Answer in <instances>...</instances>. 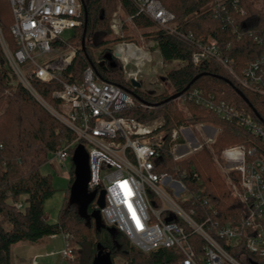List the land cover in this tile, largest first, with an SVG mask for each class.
Listing matches in <instances>:
<instances>
[{
	"label": "built area",
	"instance_id": "built-area-1",
	"mask_svg": "<svg viewBox=\"0 0 264 264\" xmlns=\"http://www.w3.org/2000/svg\"><path fill=\"white\" fill-rule=\"evenodd\" d=\"M128 2L134 15L149 18L156 28L185 41L192 48L193 64L214 61L240 87L264 96V25H247L243 21L261 52L237 72L232 60L221 55L214 38L203 41L192 32L179 30L174 13L160 0ZM238 2L209 0L208 4L215 18L223 15L224 22H233V13H246ZM8 3L12 14L9 30L17 48L9 50L0 31V53L4 62L16 79L73 133L71 140H63L53 152V159L64 163L77 145L85 148L89 169L87 189L96 194L104 191L100 213L107 225L123 233L142 252L159 247L176 249L178 264H244L240 259L244 254L240 253L237 258L219 239L227 245L242 241L246 251L264 257V121L212 93L204 94L200 88H192L174 98L182 106L187 120L171 128L168 134L162 127L161 118L140 121L125 115L124 111L136 104L150 105L115 84L98 81L92 65L83 68L78 82L60 79L78 46L76 40L60 35L64 30H74L82 24V0H8ZM131 17L127 15L126 20L131 21ZM108 26L118 38L112 48V58L120 62L124 79L140 86L138 76L153 60L156 47L145 48L124 39V23L115 13ZM27 62L32 67L23 71L21 65ZM159 62L163 63L161 59ZM129 65L134 69L127 70ZM31 79L61 82V88L51 92L57 100L55 107L37 94ZM188 102L207 108L221 120L236 118L240 126L258 138L252 144H234L223 148L219 154L213 153L214 163L224 175L230 195L240 205L233 220L220 222L214 217L217 209L203 192L200 176L196 171L180 166L179 162L188 155L208 147L218 132L216 128L213 136L211 126L194 122L187 109ZM165 143L171 158L167 164L161 160ZM232 172L236 173L235 178ZM192 182L195 183L193 187ZM160 185L171 189L175 197L181 193L186 195L176 201ZM14 206L20 209L23 204L18 201ZM203 208L206 209L204 213ZM60 235L65 245L57 253L62 258H72L74 251L66 242L69 234ZM198 243L200 253L195 250Z\"/></svg>",
	"mask_w": 264,
	"mask_h": 264
},
{
	"label": "trees",
	"instance_id": "trees-1",
	"mask_svg": "<svg viewBox=\"0 0 264 264\" xmlns=\"http://www.w3.org/2000/svg\"><path fill=\"white\" fill-rule=\"evenodd\" d=\"M160 1L174 13L179 30L192 32L203 41L214 38L221 55L232 60L237 72L249 59L260 54L261 48L251 40L249 27L243 24L264 25V0H238V6L244 8L246 13H233V22H224L223 15L215 18L209 0ZM82 3L83 21L73 30L72 38L78 42L76 54L62 71V81H80L83 68L92 65L98 81L115 84L150 105L142 107L136 104L124 111L125 115L140 121L161 118L167 134L171 128L187 120L186 113L180 109L176 100L169 97L176 92L183 94L192 88H200L204 94L212 93L251 117L264 121V96L240 87L214 61L203 60L197 65L193 64L192 48L185 41L156 28L149 18L134 15L128 0H82ZM117 5L132 16L131 21L135 27L147 29L143 32L146 43L156 47L158 56L167 65L164 76L170 85V92L165 88L155 94L137 92L139 86L124 79L120 62L113 57L114 65H111V61L103 57L105 53L112 52L109 45L118 39L109 37L113 34L108 26L111 12ZM11 22L8 0H0V31L8 49L14 51L17 44L9 30ZM93 49L99 50L93 54ZM195 76L197 78L192 81ZM31 85L47 104L56 106L57 100L51 96V92L61 88L60 81L31 79ZM130 85H133V92ZM187 109L194 122L217 126L218 132L208 147L188 155L179 162L180 166L198 173L203 192L217 209L214 217L220 222L233 220L240 205L230 195L224 175L214 163L213 153L219 154L223 148L234 144L249 145L258 141V138L240 126L236 118L221 120L207 108L191 102L187 103ZM73 137V133L65 129L16 79L0 53V264H12L10 250L17 242L35 243L43 237L63 233L69 234L66 242L74 251V256L67 259L68 264H105L103 255L106 254L111 264H114L113 259L118 254L126 264H178L179 254L176 249L159 247L142 252L123 233L107 225L94 203L96 196L82 214L78 205L70 201L68 188L57 220L50 222L46 219L43 205L53 188L50 175L42 173L39 167L63 140H71ZM74 149L69 157V186L74 173ZM161 160L166 164L171 160L166 143ZM231 175L236 177L235 172ZM194 184L192 182L191 186ZM18 201L23 204L20 209L14 206ZM196 207L201 209L198 205ZM205 211L203 208V213ZM219 242L237 258L243 253L244 257L240 259L244 264H264V257L246 251L242 241L237 245H227L223 239H219ZM195 250L201 252L200 243ZM98 252L101 253L98 255Z\"/></svg>",
	"mask_w": 264,
	"mask_h": 264
},
{
	"label": "rangeland",
	"instance_id": "rangeland-1",
	"mask_svg": "<svg viewBox=\"0 0 264 264\" xmlns=\"http://www.w3.org/2000/svg\"><path fill=\"white\" fill-rule=\"evenodd\" d=\"M114 13L118 16L119 20H121L124 23V26H123L124 27L123 28L124 39L130 40L134 42L135 44H137L138 46H143L145 48L155 47V46L149 45L145 41L143 32L147 29L137 28L132 24V21L126 20L127 14L121 10L119 5L115 7V9L111 12V15ZM73 33L74 31L72 29H66L61 33L60 37L74 41L72 39ZM127 36H129V38ZM109 37L117 38L114 35L113 36L110 35ZM115 42L116 41L111 43L109 46L113 48L115 45ZM98 50L99 49H93V54H96ZM153 54H154L153 60L141 70L140 75L138 76V81L140 82V86L137 87V92L155 94L162 88H165L170 92L171 90L170 85L168 84L164 76L165 71L167 69V65H165V63L159 62L160 58L157 55V52H154ZM31 67H32L31 64L28 62L21 65V68L23 71H27ZM132 69H134L132 65H129V67L127 68V70H132ZM122 74L124 75L123 72ZM130 87L132 88L130 90L133 92V85H130ZM178 106L180 107L181 110H183L182 106H180L179 104ZM208 126H211L214 129L212 131V134L214 136L217 130L216 129L217 126H214L212 124H208ZM197 134L199 136L198 132ZM53 158H54V155L52 153L49 154L47 161L42 163L39 167V170L42 173L49 174L51 177V185H52L53 191L44 201V205H43L44 214L47 217V220L50 222H54L57 220L59 209L64 201L65 195L67 194V189L69 188V181H70L69 169L71 166L70 158H68L64 163L62 161H56ZM67 169H68V172H67ZM160 187L165 191L167 190L170 195L174 196L173 191L171 189H167L166 187L162 185H160ZM185 195L186 193H181L179 197H175V196L174 197L176 201H180V198ZM94 203H95V200H94ZM46 241H48V239H46ZM53 243H54L55 249H58L65 245L61 238H58ZM58 250L54 254L55 257L53 256L52 263L53 264H68L67 259L62 258L57 253ZM113 262L114 264H126L125 260L119 254L114 257Z\"/></svg>",
	"mask_w": 264,
	"mask_h": 264
},
{
	"label": "water",
	"instance_id": "water-1",
	"mask_svg": "<svg viewBox=\"0 0 264 264\" xmlns=\"http://www.w3.org/2000/svg\"><path fill=\"white\" fill-rule=\"evenodd\" d=\"M86 22V17L85 21ZM81 45L83 46V39L81 40ZM103 57L107 60L111 61V65H114V61H112V54L110 52L105 53ZM197 76H195L193 80H195ZM135 86H138L137 82H133ZM179 93H173L169 98L174 99L178 96ZM72 160L74 162V173L73 180L69 186L70 193V201L76 203L79 207L80 212L83 214L91 202V200L95 199L96 206L100 209L104 205V191L100 190L97 195L94 191L90 192L87 189V182L89 180V169H88V154L85 148L80 144L75 147L72 154ZM101 252H98V255ZM103 260L105 264H111V261L106 254L103 255Z\"/></svg>",
	"mask_w": 264,
	"mask_h": 264
},
{
	"label": "crops",
	"instance_id": "crops-1",
	"mask_svg": "<svg viewBox=\"0 0 264 264\" xmlns=\"http://www.w3.org/2000/svg\"><path fill=\"white\" fill-rule=\"evenodd\" d=\"M58 238H61L65 244L63 237L58 234L43 237L35 243L20 241L13 244L10 250L12 264H29L31 262L34 264H53L55 252L62 248H54L53 242Z\"/></svg>",
	"mask_w": 264,
	"mask_h": 264
}]
</instances>
